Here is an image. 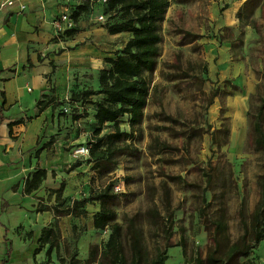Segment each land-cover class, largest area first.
<instances>
[{
  "label": "rangeland",
  "instance_id": "374dc122",
  "mask_svg": "<svg viewBox=\"0 0 264 264\" xmlns=\"http://www.w3.org/2000/svg\"><path fill=\"white\" fill-rule=\"evenodd\" d=\"M89 1L92 2L90 10L82 13L77 23L72 20L71 27L77 25L81 29L77 37L64 36L63 31L69 27L62 26L53 38L57 42L71 38L73 46L64 42L63 50L66 51L62 62L65 69L61 71V78L69 85L68 94L62 101L54 102V120L49 129L38 133L40 139L36 146L39 149L35 152L45 153L36 167L44 166L49 174L48 181L45 177L39 188L44 187L47 201H50L40 204L50 208L64 197L81 198L112 181L120 186L118 191L112 188L118 194L113 206L117 221L122 222L124 214L137 213L145 246L152 255L154 246H162L163 241L150 237L144 213L153 205L164 213L162 184H165L174 221L170 242L180 245L168 248L164 264H193V258L198 254L203 257L212 245L205 228L218 208H224L228 232L231 239H235L241 233L238 215L241 200L245 201L247 215L259 196L256 181L262 172L263 155L253 149L247 111L254 110L259 95L264 93V0H252L244 7L245 0H242L237 9L242 7V21L239 22L236 12L237 29H224L222 34L215 30L208 7L211 0H171V7L159 24L161 41L155 68L144 74L150 94L143 109V120L130 140L136 151L120 156L119 165L109 173L98 174L93 170L94 173L80 181L82 175L92 170L86 169L77 173L74 182L76 171H67V168L76 160L80 162L77 170L90 165L87 162L89 154L77 157L75 149L84 145L89 151L88 141L93 138L97 124L93 118L95 106L73 101L71 95L84 89L98 90L99 70L109 66L104 58L114 56L127 40L123 33L109 34L102 26L117 20L119 13L109 9L102 0ZM225 4L229 5L222 2L218 6V15ZM72 9L70 6L67 11ZM99 15L103 19L99 20ZM247 22L252 24L246 25ZM185 31L198 37L188 36L183 33ZM223 42L228 50L218 49L217 43ZM214 88L220 90L219 95L208 105ZM26 90L29 94L33 90L29 96H39L34 84ZM29 96L22 99V106H32ZM101 97V94L94 95L92 100ZM83 109L88 115L73 120L71 116ZM40 118L34 120L35 128L44 117ZM118 122L120 128L130 129L125 116ZM111 130V124L106 122L100 134ZM153 138L167 144L158 154H150L148 149ZM49 140L52 143L44 150ZM61 180L65 183L60 187ZM85 207V215L57 217L58 256L53 249L47 260L45 245L34 261L27 260L25 246L22 247L21 239L16 237L7 264H60L59 257L67 262L72 254L81 260L86 258L91 245L104 243L108 229L92 227V213L98 209L96 202ZM59 208L64 207L59 205ZM31 237V232H25L23 243ZM7 240H3L6 247ZM5 252L2 248V258L6 257ZM252 254L258 255L264 264V240L249 255L250 259L257 260Z\"/></svg>",
  "mask_w": 264,
  "mask_h": 264
},
{
  "label": "trees",
  "instance_id": "16d2710c",
  "mask_svg": "<svg viewBox=\"0 0 264 264\" xmlns=\"http://www.w3.org/2000/svg\"><path fill=\"white\" fill-rule=\"evenodd\" d=\"M250 1L252 0H245L242 7ZM103 3L109 9L119 13V16L117 20L106 22L102 26L109 34L126 32L129 34V38L122 48L114 53V56L104 58L109 66L99 70L98 90L84 89L71 95L73 101H79L81 104L88 102L95 106L93 118L97 128L93 132V138L88 141L87 162L90 163V168L98 174L109 173L119 165L118 158L120 156L136 151L130 140L134 137V130L140 126L143 120V109L150 94L149 83L144 74L152 72L155 68L161 41L159 24L165 17L169 0H105ZM91 6L92 2L89 0L71 6L73 8L70 14L71 19L77 23L79 16L90 10ZM223 7L226 8L228 5L225 4ZM242 7L236 13L239 22L242 21ZM245 24L251 25L252 22ZM79 31L81 29L75 25L65 29L63 35L71 37ZM183 33L194 38L198 37L188 31ZM203 67L206 72V65L204 64ZM219 92L220 90L217 88L211 91L208 105L212 104L213 98L218 96ZM98 94L102 95L101 99L92 100V96ZM0 96L2 97L0 102L1 122L4 119L3 91H0ZM54 102H56L54 96L42 94L36 100L35 107L40 113L48 106L54 109ZM87 115V110L83 109L71 117L73 120H78ZM124 116L130 129H122L119 126L118 120ZM247 116L253 149L263 155L262 172L256 181L259 191L258 199L252 211L247 215L245 201L241 200L238 211L241 233L235 239H231L228 232L224 208H218L205 228L210 234L212 245L207 248L203 257L199 254L196 255L192 260L193 264H258L255 260L250 259L249 255L264 239V93L259 95L254 110L247 111ZM165 119L174 121L170 116H165ZM106 122L111 124L112 130L100 134L101 128ZM16 123L19 121L9 123V126ZM51 143L49 140L43 147H48ZM165 147L167 144L158 138H153V142L148 145L150 154H158ZM79 165L80 162L76 160L69 165L67 171H71ZM45 177L46 170L44 168H34L24 179L23 192L29 194L37 190ZM64 183L62 180L60 187ZM113 184L112 181H109L97 191H91L87 196L64 197L57 204L50 206L53 218L48 226L40 230L32 257L34 258L45 245L47 247L44 254L47 260L50 259L53 249L58 256L57 217L64 214L85 215L87 213L85 205L96 202L98 209L92 213V227L97 230L108 229L107 238L100 246L91 245L86 258L81 260L72 254L66 262L62 257H59L60 264H164L168 258V248L180 245L170 242L174 234V221L168 199V187L162 184L164 213L154 205L147 208L144 213L150 237L161 238L163 241L162 246L160 244L154 246V252L151 255L145 246L143 228L139 223L138 214H124L121 218L122 222L117 221L113 206L116 204L118 194L112 191ZM59 205L64 208L60 209ZM46 208H48L46 205L38 203L36 211H43ZM11 248L9 243L6 247V257L1 259V264H7Z\"/></svg>",
  "mask_w": 264,
  "mask_h": 264
},
{
  "label": "crops",
  "instance_id": "0c3cea01",
  "mask_svg": "<svg viewBox=\"0 0 264 264\" xmlns=\"http://www.w3.org/2000/svg\"><path fill=\"white\" fill-rule=\"evenodd\" d=\"M12 1L13 3L9 5L2 4L4 0H0V91L4 92V119L0 122V264L2 248L6 249V243H3V240L8 238L7 243H10L13 248L16 237L21 239L22 247L25 246L26 259L32 258L34 261L32 252L36 247V239L40 230L48 226L53 218L51 208L36 211L38 203L50 202L47 201L44 187L25 194L23 185L28 173L36 168L45 153V151L35 152L36 148L39 149L36 146L37 140L40 139L38 133L48 130L49 124H52L54 120L53 109L50 106L39 113L35 102L42 94L54 96L56 102L63 100L68 94L69 85L66 79L65 82L61 78V71L65 69L62 61L66 50L63 48L64 42L68 46L73 44L71 38L58 42L53 39L59 30L57 22L59 16L70 6L81 2V0ZM176 1L178 0L173 2ZM211 2L208 7L213 17L215 30L222 34L224 29H237L238 20L234 18V14L242 0H211ZM222 2H228L229 5L218 15V6H221ZM171 3L172 1L169 0L167 11ZM21 5H24V9H20ZM229 10L232 12L228 13ZM122 35L129 38L126 32ZM72 37H77V33ZM213 39L216 40L215 37ZM217 44L219 50H228L226 42ZM55 74L57 76L54 77ZM30 84L38 87L39 96H29L33 90L29 91V94L26 87ZM15 87H17V93ZM27 95L31 98L30 108L22 106V99ZM13 107H16L15 111ZM41 116L44 118L35 128L33 122L35 119H41ZM48 117H50L49 122ZM14 121L19 123L9 126V123ZM46 148L44 147V150ZM90 166L85 165L83 169L80 168L81 170L75 167L74 182L77 180V173L91 169ZM41 168L45 169L42 165ZM92 171L82 175L79 180L88 178V174L94 173ZM48 175L47 171L46 182ZM25 232H31L32 237L23 243L22 236ZM254 256L257 258L255 262L261 264L260 257ZM41 257L43 259V256Z\"/></svg>",
  "mask_w": 264,
  "mask_h": 264
},
{
  "label": "built area",
  "instance_id": "2783aa9c",
  "mask_svg": "<svg viewBox=\"0 0 264 264\" xmlns=\"http://www.w3.org/2000/svg\"><path fill=\"white\" fill-rule=\"evenodd\" d=\"M103 1H105V0H103ZM13 3V1L12 0H4V2L2 3V4H12ZM20 9H24V5H21L20 6ZM71 12H69V11H66V12H64V13H62L61 15H60V18H59V20L60 21H58L57 22V27L60 29L62 26L63 27H71V25L73 24V21H72V19H71ZM98 19L99 20H101V19H103V16L102 15H99L98 16ZM75 154L77 155V157L78 156H83V155H88V148L86 147V146H84V145H82V146H79V147H77L76 149H75ZM113 188H114V190L115 191H118V190H120V186H118L117 184H115L114 186H113Z\"/></svg>",
  "mask_w": 264,
  "mask_h": 264
}]
</instances>
